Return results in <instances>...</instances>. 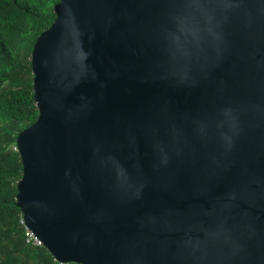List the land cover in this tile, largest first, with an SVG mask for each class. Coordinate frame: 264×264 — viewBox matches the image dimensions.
I'll use <instances>...</instances> for the list:
<instances>
[{
	"label": "water",
	"instance_id": "obj_1",
	"mask_svg": "<svg viewBox=\"0 0 264 264\" xmlns=\"http://www.w3.org/2000/svg\"><path fill=\"white\" fill-rule=\"evenodd\" d=\"M31 55L15 206L60 264H264V0H59Z\"/></svg>",
	"mask_w": 264,
	"mask_h": 264
},
{
	"label": "trees",
	"instance_id": "obj_2",
	"mask_svg": "<svg viewBox=\"0 0 264 264\" xmlns=\"http://www.w3.org/2000/svg\"><path fill=\"white\" fill-rule=\"evenodd\" d=\"M58 2L0 0V264H60L43 247L24 242L14 201L21 174L14 140L37 116L30 55L37 37L54 21Z\"/></svg>",
	"mask_w": 264,
	"mask_h": 264
},
{
	"label": "built area",
	"instance_id": "obj_3",
	"mask_svg": "<svg viewBox=\"0 0 264 264\" xmlns=\"http://www.w3.org/2000/svg\"><path fill=\"white\" fill-rule=\"evenodd\" d=\"M20 223L23 226L22 220L20 221ZM23 229H24V236H25L24 242L26 244H30L35 247H42L41 242L37 238H35L24 226H23Z\"/></svg>",
	"mask_w": 264,
	"mask_h": 264
}]
</instances>
